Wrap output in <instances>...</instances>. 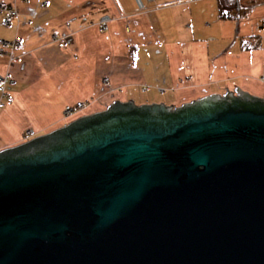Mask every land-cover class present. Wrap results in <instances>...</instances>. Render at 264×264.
Masks as SVG:
<instances>
[{
	"label": "water",
	"instance_id": "water-1",
	"mask_svg": "<svg viewBox=\"0 0 264 264\" xmlns=\"http://www.w3.org/2000/svg\"><path fill=\"white\" fill-rule=\"evenodd\" d=\"M235 90L0 151V264H264V99Z\"/></svg>",
	"mask_w": 264,
	"mask_h": 264
},
{
	"label": "crops",
	"instance_id": "crops-1",
	"mask_svg": "<svg viewBox=\"0 0 264 264\" xmlns=\"http://www.w3.org/2000/svg\"><path fill=\"white\" fill-rule=\"evenodd\" d=\"M38 1L0 0V37L23 41L0 56V151L26 142L27 129L61 128L78 102L70 123L116 100L177 107L237 86L264 99V0H244L240 17L223 0H142L143 10L137 0ZM8 10L19 15L4 26Z\"/></svg>",
	"mask_w": 264,
	"mask_h": 264
},
{
	"label": "built area",
	"instance_id": "built-area-1",
	"mask_svg": "<svg viewBox=\"0 0 264 264\" xmlns=\"http://www.w3.org/2000/svg\"><path fill=\"white\" fill-rule=\"evenodd\" d=\"M192 1H196V0H177V1H173V2H169V3H165V4H156L154 6L155 9H161L167 6H171V5H177V4H188ZM39 3H42L43 5L45 3L41 2L40 0L38 1ZM140 8L143 10L145 9V6L142 2V0H137ZM224 5L226 7H231L235 13L237 15H241V13L244 10V0H223ZM0 8L1 9H6L7 8V4L6 3H1L0 4ZM123 16H125L126 13H122ZM18 12L16 10H8V13L5 17H3L2 19V24L4 26H8L11 23V19L15 16H18ZM23 46V41L20 37L16 38L13 41L10 40H6L2 37H0V56H2L6 49L9 50H19L22 49ZM8 76L6 75H0V92L2 93V97L0 98V108L4 107L7 103H6V97H9L8 93L6 92V83L8 81ZM106 82L108 81V79L105 80ZM86 107V103L84 102H78L75 106H70L67 107L64 110V114L63 116H65L66 118L72 117L79 109H83ZM39 136V133L34 130V129H27L25 131L24 134V140L25 141H29L31 139H34L36 137Z\"/></svg>",
	"mask_w": 264,
	"mask_h": 264
},
{
	"label": "rangeland",
	"instance_id": "rangeland-1",
	"mask_svg": "<svg viewBox=\"0 0 264 264\" xmlns=\"http://www.w3.org/2000/svg\"><path fill=\"white\" fill-rule=\"evenodd\" d=\"M164 4H165V3H164ZM181 106H182V105H181ZM181 106H177V107H181ZM69 118H70V117H69ZM65 119H66V117L63 116V120H62L63 122H62V125H61L62 127L65 126V125H68V124L70 123V122H69V119H67V120H65Z\"/></svg>",
	"mask_w": 264,
	"mask_h": 264
},
{
	"label": "trees",
	"instance_id": "trees-1",
	"mask_svg": "<svg viewBox=\"0 0 264 264\" xmlns=\"http://www.w3.org/2000/svg\"><path fill=\"white\" fill-rule=\"evenodd\" d=\"M226 17L228 16V15H225ZM241 16V15H240ZM239 15H238V17H240ZM230 17H235V16H230ZM258 105V104H257ZM259 106V105H258ZM260 106H262L263 108H264V105H260Z\"/></svg>",
	"mask_w": 264,
	"mask_h": 264
}]
</instances>
